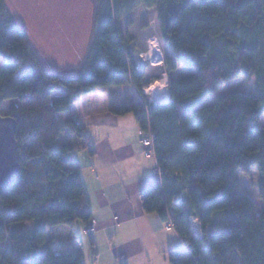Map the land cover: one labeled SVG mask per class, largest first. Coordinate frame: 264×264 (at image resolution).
<instances>
[{
    "label": "trees",
    "instance_id": "obj_1",
    "mask_svg": "<svg viewBox=\"0 0 264 264\" xmlns=\"http://www.w3.org/2000/svg\"><path fill=\"white\" fill-rule=\"evenodd\" d=\"M155 9L171 57V101L116 108L134 114L154 135L162 182L146 188L147 214L171 223L186 248L168 254L170 264H264V213L242 191L239 172L258 167L264 202V0H96L95 31L82 70L62 77L42 67L21 29L0 0V111L16 101L21 169L10 187H0V264H85L82 248L57 254L48 232L92 218L76 148L94 149L80 119L61 115L96 89L149 82L126 47L120 21L139 6ZM254 82L257 95L229 92L204 105L228 83ZM64 92L63 95H55ZM179 200L178 204L174 201ZM223 214L227 231L211 233ZM191 218L200 221L196 237ZM33 223L32 228L26 224Z\"/></svg>",
    "mask_w": 264,
    "mask_h": 264
},
{
    "label": "crops",
    "instance_id": "obj_2",
    "mask_svg": "<svg viewBox=\"0 0 264 264\" xmlns=\"http://www.w3.org/2000/svg\"><path fill=\"white\" fill-rule=\"evenodd\" d=\"M164 45L167 58L171 57L168 46ZM30 46L36 49L32 41ZM64 67L51 71L44 66V69L68 78L80 72L79 68H74L76 73L70 66ZM145 70L146 81L150 84L153 73ZM165 80L169 82V74ZM143 91L139 93L133 85L99 88L84 96L70 112L61 115L64 120L82 121L84 134L95 151L91 154L83 146L76 148V165L81 170L90 199L93 218L89 223H96L95 233L88 236L90 242L86 246L81 237L86 235L89 223L80 225L77 221L66 230L74 244L72 251L84 250L85 264H170L168 254L186 248L171 223L165 224L157 214L144 211L141 193L162 182L161 173L157 172V158L144 155L136 116H119L113 112L116 108L140 103ZM170 101L171 96L169 101L160 104ZM178 203L179 200L174 201L175 205ZM191 222L196 237L199 233L202 235L199 219L191 218ZM195 224L199 232H195ZM54 238L63 245L59 237Z\"/></svg>",
    "mask_w": 264,
    "mask_h": 264
},
{
    "label": "rangeland",
    "instance_id": "obj_3",
    "mask_svg": "<svg viewBox=\"0 0 264 264\" xmlns=\"http://www.w3.org/2000/svg\"><path fill=\"white\" fill-rule=\"evenodd\" d=\"M6 6L17 25L28 34L29 42L32 41L36 45V49L32 50L43 68L46 66L52 71L55 69L63 70L64 66H70L72 72L77 73L74 68H79L78 71L82 70L95 31L96 0H6ZM120 25L126 47L138 67L153 73L152 80L145 87L144 95L141 98H146L148 104L163 103L153 100L152 93L148 91L156 82L166 81L165 79L168 76L165 68L168 53L162 39L161 26L156 10L143 5L139 6L123 18ZM153 41H157L161 49V56L156 62L158 64L145 57L151 51ZM79 42H81V47L77 45ZM76 64L79 65L76 66ZM190 74H192V71L180 67L172 77L169 75V82ZM169 82L166 81L168 91ZM254 88V82L248 84L244 79L234 80L218 90L210 99H207L204 105L213 104L214 101L229 92L257 95ZM63 94L65 93L56 92L55 95ZM14 104H17V102L3 103L0 113L3 116L10 115L11 107ZM61 119L63 121L64 116H61ZM262 125L264 127V116ZM238 174L242 183V191L251 197L256 213L258 215L263 214L264 202L259 190L258 167L252 168L249 174L241 171ZM215 218V222L210 225L209 231L211 233L227 231L228 227L224 215L218 214ZM78 224L81 225L83 222L78 221ZM26 226L32 228L34 225L28 223ZM68 227H58L54 231L48 232V240L52 237H59L63 243L62 246L56 243L47 244L46 247L51 246L57 254L72 251L74 244L69 236L71 234L68 235L66 231L69 230ZM195 229V232H199L196 224ZM199 234L201 235V233ZM200 235L198 236L200 237ZM81 239L86 246L90 242L88 235H82ZM8 248V244H2L0 245V252L6 251Z\"/></svg>",
    "mask_w": 264,
    "mask_h": 264
},
{
    "label": "water",
    "instance_id": "obj_4",
    "mask_svg": "<svg viewBox=\"0 0 264 264\" xmlns=\"http://www.w3.org/2000/svg\"><path fill=\"white\" fill-rule=\"evenodd\" d=\"M17 127L14 118L0 113V187H10L21 169Z\"/></svg>",
    "mask_w": 264,
    "mask_h": 264
},
{
    "label": "bare ground",
    "instance_id": "obj_5",
    "mask_svg": "<svg viewBox=\"0 0 264 264\" xmlns=\"http://www.w3.org/2000/svg\"><path fill=\"white\" fill-rule=\"evenodd\" d=\"M161 56L160 45L157 41H153L151 45V51L145 55L147 59L153 60L155 64L158 58ZM152 93V99L157 102H167L170 100V95L167 90L166 81L156 82L148 89Z\"/></svg>",
    "mask_w": 264,
    "mask_h": 264
},
{
    "label": "built area",
    "instance_id": "obj_6",
    "mask_svg": "<svg viewBox=\"0 0 264 264\" xmlns=\"http://www.w3.org/2000/svg\"><path fill=\"white\" fill-rule=\"evenodd\" d=\"M151 105V103H150ZM154 135L151 131H143L140 132V142L142 147L144 148V155L146 157H154L155 156V148H154ZM157 172L161 173L160 167L158 168ZM95 226L96 223L92 222L89 223L86 227V235L92 236L95 233Z\"/></svg>",
    "mask_w": 264,
    "mask_h": 264
}]
</instances>
